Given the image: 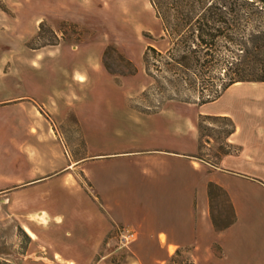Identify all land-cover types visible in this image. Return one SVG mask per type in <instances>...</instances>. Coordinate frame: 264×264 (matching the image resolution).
I'll return each mask as SVG.
<instances>
[{
    "label": "crops",
    "instance_id": "crops-1",
    "mask_svg": "<svg viewBox=\"0 0 264 264\" xmlns=\"http://www.w3.org/2000/svg\"><path fill=\"white\" fill-rule=\"evenodd\" d=\"M77 83L85 85L88 78ZM133 96L121 99L103 119L90 120L89 132L104 133L103 150L92 147L77 114L76 127L85 140L82 157L65 160L53 140L38 135L45 123L27 128L37 141L25 142L23 153L13 147L14 173L0 175L4 187L29 182L0 199V215L6 212L12 235L0 238V264H111L110 248L118 244L122 227L137 234L129 264H165L187 246L196 264H264V240L251 237L249 230L264 226V126L244 125L239 116L250 115L247 109L207 113L234 120L229 142L239 149L213 168L196 157L203 113L190 107L145 113L131 106ZM89 98L74 94L71 101L80 105ZM78 176L86 179L88 190ZM210 182L228 192L237 216L235 225L220 234L210 217ZM20 230L27 241L18 236Z\"/></svg>",
    "mask_w": 264,
    "mask_h": 264
},
{
    "label": "rangeland",
    "instance_id": "rangeland-1",
    "mask_svg": "<svg viewBox=\"0 0 264 264\" xmlns=\"http://www.w3.org/2000/svg\"><path fill=\"white\" fill-rule=\"evenodd\" d=\"M150 47L159 52L149 51L145 62ZM173 47L174 40L163 31L150 0H0V175L14 173L13 147L23 153L25 142L37 141L26 131L33 123L46 124L45 130L39 127L38 135L53 140L50 143L67 160L72 154H85L84 133L76 127L80 114L79 124L87 137L91 135L92 147L103 150L104 133L89 132L94 123L90 120L103 119L131 94L135 95L129 100L131 106L145 113L164 107H190L203 115L227 110L242 114L247 109L250 115L239 116L243 124L264 126V83L235 84L220 99L199 105L197 86L168 64L172 56L164 49ZM85 77L88 83L78 85ZM74 94L90 98L72 104ZM201 122L202 144L196 156L215 163L230 125L205 118ZM232 150L237 153L239 149L234 146ZM78 181L89 189L85 178L78 176ZM28 183L0 185V199ZM230 211L225 198L215 202L217 214ZM7 219L6 212L0 215L4 241L12 236ZM249 230L251 237L264 240L262 223ZM18 236L27 241L22 230ZM130 248L114 241L108 262L129 264L135 252ZM189 249L191 253H184L175 264H196L193 248ZM214 250L221 255L219 248Z\"/></svg>",
    "mask_w": 264,
    "mask_h": 264
},
{
    "label": "trees",
    "instance_id": "trees-1",
    "mask_svg": "<svg viewBox=\"0 0 264 264\" xmlns=\"http://www.w3.org/2000/svg\"><path fill=\"white\" fill-rule=\"evenodd\" d=\"M150 2L163 31L174 40L172 49H164L172 56L168 64L175 71H181L184 76L189 77L194 86H197L202 99L199 105L220 99L235 84L264 83V0ZM161 40L165 41V37H161ZM149 51L159 52L150 47L145 54V62ZM204 118L228 122L230 125L225 146H220L216 152L217 162L209 163L196 156L202 162L217 168L224 157L234 152L229 138L235 133L236 125L228 116L201 114L198 120L199 150L202 144L201 120ZM208 197L213 227L217 233H223L237 221L231 198L223 187L214 182L208 184ZM222 197L229 203L230 213L215 212V202ZM189 252L191 253L188 246L180 248L165 264H175L184 253Z\"/></svg>",
    "mask_w": 264,
    "mask_h": 264
},
{
    "label": "built area",
    "instance_id": "built-area-1",
    "mask_svg": "<svg viewBox=\"0 0 264 264\" xmlns=\"http://www.w3.org/2000/svg\"><path fill=\"white\" fill-rule=\"evenodd\" d=\"M137 234L134 230L122 227L118 232V241L123 247L130 246L136 240Z\"/></svg>",
    "mask_w": 264,
    "mask_h": 264
},
{
    "label": "bare ground",
    "instance_id": "bare-ground-1",
    "mask_svg": "<svg viewBox=\"0 0 264 264\" xmlns=\"http://www.w3.org/2000/svg\"><path fill=\"white\" fill-rule=\"evenodd\" d=\"M27 232H28L30 235L34 236V235L30 232V230H27Z\"/></svg>",
    "mask_w": 264,
    "mask_h": 264
}]
</instances>
